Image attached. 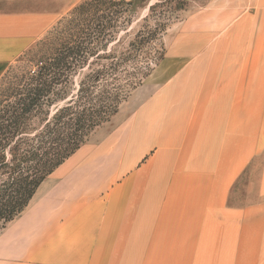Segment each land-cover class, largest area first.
I'll list each match as a JSON object with an SVG mask.
<instances>
[{
	"label": "rangeland",
	"instance_id": "obj_1",
	"mask_svg": "<svg viewBox=\"0 0 264 264\" xmlns=\"http://www.w3.org/2000/svg\"><path fill=\"white\" fill-rule=\"evenodd\" d=\"M106 1L123 3L127 19L114 28L116 38L106 49L120 53L148 25L156 35L140 54L152 61L162 58L118 111L61 163L88 148L69 168L74 173L64 190L76 212L73 225L57 229L63 239L78 241L69 255L76 264H264V0ZM107 4L90 13L115 19L117 6ZM73 12L10 64L0 78L1 91L29 79L40 60L76 32L69 22ZM221 54L227 57L213 67ZM196 82L209 89L202 109L214 112L216 101L225 98L230 111L241 113L210 172H192L205 166L200 131L179 117L182 105L195 98ZM165 89L172 90L173 101L160 118L130 124ZM174 115L177 122L166 124ZM197 117L195 111L190 120ZM158 131L162 135L154 139ZM32 203L31 198L0 228V238L15 235L7 264L24 262L29 246L19 235L21 227L33 226L32 232L40 226L29 220ZM39 249L44 257L54 248L42 242Z\"/></svg>",
	"mask_w": 264,
	"mask_h": 264
},
{
	"label": "trees",
	"instance_id": "obj_2",
	"mask_svg": "<svg viewBox=\"0 0 264 264\" xmlns=\"http://www.w3.org/2000/svg\"><path fill=\"white\" fill-rule=\"evenodd\" d=\"M105 4L117 6L115 19L90 13ZM73 11L69 22L76 32L40 60L29 79L0 90V228L28 205L47 175L118 111L162 58L152 61L140 54L156 35L148 25L120 53L106 49L116 38L114 28L127 21L123 3L85 0Z\"/></svg>",
	"mask_w": 264,
	"mask_h": 264
},
{
	"label": "crops",
	"instance_id": "obj_3",
	"mask_svg": "<svg viewBox=\"0 0 264 264\" xmlns=\"http://www.w3.org/2000/svg\"><path fill=\"white\" fill-rule=\"evenodd\" d=\"M81 2L83 0H0V78L15 59ZM230 43L232 44V41ZM223 55L214 57L213 67L221 65V60L227 57L226 54ZM210 80L214 79H208V82ZM194 87L196 91L195 98L182 105L179 117L181 115L180 121L182 123L184 122L187 126L196 125L197 130L200 131V147L203 156L200 163H204L205 166H198L192 172H210L209 165L214 163L216 153L224 151L225 141L230 139L232 129L240 125L241 113L240 109L235 110V112L230 111L225 98H222L219 102L216 101L214 112L207 111L206 108L202 109V96L208 98L209 89L202 90L203 87L200 82H196ZM171 91L170 89L162 90L152 101L145 104L140 115L131 118L130 124H133V121L134 123L138 122L142 117L147 124L158 120L164 108L173 101ZM194 100H197V102H194ZM206 102H208V99H206ZM195 111L197 112V119L190 120ZM176 122L177 116L174 115V117L168 119L166 124L170 123L173 126ZM170 128L169 126L168 131H170ZM161 135V131H158L153 138L159 139ZM87 151L88 148H83L66 164H60L58 166L60 169L56 173L52 172V176L48 180L44 179L39 185L38 190L32 197L31 216L28 215V217L29 220L40 221V226L36 224L34 226L36 230L32 232L29 229L33 226L25 225L21 227L20 230L23 231L19 235L25 238L29 247L25 249L24 262L13 264H51V262L53 264H76V257L73 258L74 255L69 254L74 251L72 243H78V241L63 239V234L58 232L57 229L58 227H72L73 225L72 221L76 217V212L69 206L68 203L73 201L68 199V195L64 190L68 185L71 174L74 173H70L69 168L77 163V160L84 156ZM244 157L245 155H243ZM82 201L78 200L76 202ZM58 204L61 206H58ZM81 218L83 217H79V219ZM37 227H43L46 230L42 232ZM9 234L5 233L0 238V264H7V249L13 243L15 236L12 237ZM42 242L53 246L52 255L42 257L39 249ZM61 253L67 255H61ZM3 261L4 263H2Z\"/></svg>",
	"mask_w": 264,
	"mask_h": 264
},
{
	"label": "built area",
	"instance_id": "obj_4",
	"mask_svg": "<svg viewBox=\"0 0 264 264\" xmlns=\"http://www.w3.org/2000/svg\"><path fill=\"white\" fill-rule=\"evenodd\" d=\"M128 1V0H127Z\"/></svg>",
	"mask_w": 264,
	"mask_h": 264
}]
</instances>
